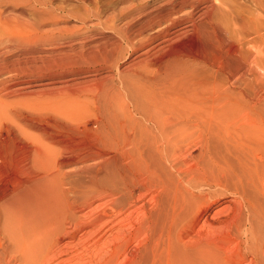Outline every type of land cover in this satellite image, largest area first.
<instances>
[{"label":"bare ground","instance_id":"obj_1","mask_svg":"<svg viewBox=\"0 0 264 264\" xmlns=\"http://www.w3.org/2000/svg\"><path fill=\"white\" fill-rule=\"evenodd\" d=\"M116 1L129 5L105 23H125L116 28L118 41L101 50V61L117 69L119 55H135L117 73L115 93L90 98L94 126L71 128L82 137L80 147L55 152L47 137L21 133V153L0 150V264H48L63 254L70 256L64 262L81 260L85 246L74 244L85 227L94 247L113 236L97 264H264V114L256 102L264 85V0H165L152 7V0ZM5 2L0 94H50L49 82L35 79L27 59L8 57L36 41L57 42L36 21L52 10L46 0ZM187 35L208 54L168 52ZM8 105L0 96V125L16 123ZM76 163L85 164L61 169ZM71 174L81 179L63 180ZM226 190L237 199L241 260H219L208 235L203 241L193 232V220ZM130 241L137 244L133 253L126 252Z\"/></svg>","mask_w":264,"mask_h":264},{"label":"rangeland","instance_id":"obj_2","mask_svg":"<svg viewBox=\"0 0 264 264\" xmlns=\"http://www.w3.org/2000/svg\"><path fill=\"white\" fill-rule=\"evenodd\" d=\"M46 1L49 5L48 9L52 10V15L50 13L51 17L44 16L43 18H40V20L39 18H36V21L37 23H39V30L41 28L40 31L44 32L42 34H49L50 36H52L51 34L54 33L52 37L56 36L57 38H55L57 39V42L45 43L40 41L39 43V41H36L37 44H31L30 51L24 50L23 48V50L21 49L16 51L15 53L13 52L11 57H8V59L12 60L19 58V60L21 61L28 60L26 66L30 69L32 68V72L34 73V75H36L35 79H43V81L46 80L47 82H49V84L46 86L50 88V94H32L30 96H26V94L24 95L19 91L9 93L10 95H5L3 94V92L0 94L2 98L9 102L8 110L11 112V115L14 118V122L16 121L15 124L5 123L4 126L3 123L2 125H0V150L2 149V152H6L8 155H18L22 152L24 148L22 146H25V135H35L37 138L41 139H43L44 136L45 138L47 137L46 139L47 141H49L48 145L55 152L57 150H60V148L71 149L70 147H80L81 143H79L78 141L82 137L77 132V135H75L74 131L73 134L71 128L79 127L82 129V127L84 128V126L86 128H91L94 126V122H92L94 121V116L92 115L93 105L90 102V98L95 97L99 93L108 92L113 94V84L115 85L116 83L117 73L120 70H124L126 68L128 69V67L131 65V60L135 55H119L117 57L119 62V67L117 69L112 68L107 63L102 62L99 55L102 54L101 52L103 51V48L110 47L112 41L113 43L114 41H118L116 28L123 26V24L125 23L124 19H115L113 21V26L110 20L105 23V18H111L115 11L119 10L121 7H126V5H129L128 3L120 4L116 0ZM92 1L94 2L93 4ZM137 1L140 2L144 0ZM164 1L165 0H152L150 1L149 6L151 5L150 7H152L157 5L158 3H163ZM5 5V0H0V9H3L4 7L6 8ZM93 5L96 7L99 6V9L102 11L101 20H99L97 16L94 15V12L97 8H95ZM84 14H86V17H84ZM258 17L260 18L258 19L261 21L262 17ZM179 50L181 51L178 52ZM168 52L183 54L187 57H196V54L202 57L203 55L208 54L207 48H204V46L198 40L191 38L190 35L178 38L175 42L172 43L171 49ZM164 53L165 52L157 54L156 56H153L152 59H161V57L164 56ZM80 58L81 60H78ZM95 58L97 60H95ZM71 59H73V61H75L74 59H76L75 62H77V65H74L76 64L75 62H73V64H70V62H72ZM36 70L38 72H35ZM21 71H25V69ZM21 71H19V77L22 79L25 78V72ZM259 72L261 77L264 78V76H262L264 75V66L259 69ZM6 80H8L7 82H10L11 78L8 77L6 78ZM260 88L261 89L259 91V95H261L258 96L256 102L258 101V107H260L259 113L264 114V85H261ZM63 103L66 106H63ZM72 116H75L77 119L72 118ZM46 121L47 124L50 123L48 124L49 126H47V128L49 127V130H47L46 133L47 135H45L43 131V127L45 126ZM1 126L3 127L1 128ZM64 128L65 130L67 129L68 132L67 130L65 131ZM21 133L25 135L22 136ZM18 150L19 153L17 154L15 151L18 152ZM63 151L66 155V151ZM262 161H264V158H262ZM53 162H51L50 164L51 171L54 169L52 168L55 164ZM76 164L65 166L61 169L62 171L69 172L85 163ZM262 164H264V162H262ZM262 169H264V167H262ZM76 176L77 175L75 174H71L63 180L76 182L77 180L81 179V177H79L80 175H78L77 177ZM58 182L59 181L57 180L56 183ZM54 185L56 184H51L50 186L52 187ZM60 187L63 190H66V185L62 184V186L60 185ZM226 191L223 195L218 196L214 203L212 202L209 208H207L205 212L199 215L200 217L198 216L195 218V220H193V232L197 234V238H202L203 241H206V239L209 237V241L207 240V242L213 245L215 248L219 249L221 252V254L218 255L219 260H241V250L237 245V239L235 240V238L238 237L237 199L235 198L234 192H232L231 190ZM147 192L145 194L146 197L144 198V200L148 205H150L151 203L149 202H151L152 194L150 191ZM80 213L81 212L78 211L76 212L77 215H79ZM195 222L196 225L194 226ZM182 228L183 230L181 229V231H183V234L185 233V229H187V227ZM87 229L88 228L86 227L85 229L83 228L82 232L77 233V235L75 236V248L77 247V245L78 247L85 246L82 250V252L84 253L83 257H81V260L70 259V261L64 262L63 259L67 260L68 258H70V256L63 254L59 258L57 257L56 259L49 261L48 264H87L88 261H93V264H97L96 260L101 258L102 255L105 256L106 252L108 251L109 243L112 239V234H106L105 236H103V241L100 242L96 247H94L91 242V236L83 234ZM202 232L206 234L204 235ZM207 235L208 237L204 239L203 237ZM88 237L89 239H86ZM135 244V241H130L128 243L126 252L133 253L137 249V244ZM86 252L88 254H86ZM124 256V254L121 255L119 257L120 260H124L126 257Z\"/></svg>","mask_w":264,"mask_h":264}]
</instances>
